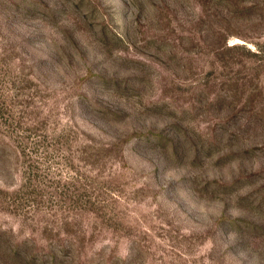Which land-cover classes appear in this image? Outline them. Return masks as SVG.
I'll list each match as a JSON object with an SVG mask.
<instances>
[{
  "label": "rangeland",
  "instance_id": "rangeland-1",
  "mask_svg": "<svg viewBox=\"0 0 264 264\" xmlns=\"http://www.w3.org/2000/svg\"><path fill=\"white\" fill-rule=\"evenodd\" d=\"M0 264H264V0H0Z\"/></svg>",
  "mask_w": 264,
  "mask_h": 264
}]
</instances>
